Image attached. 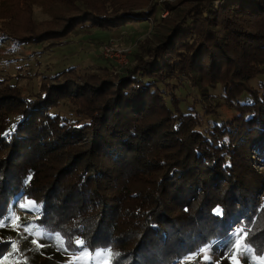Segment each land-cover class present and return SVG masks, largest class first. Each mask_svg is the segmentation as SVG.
Wrapping results in <instances>:
<instances>
[{"label": "trees", "instance_id": "16d2710c", "mask_svg": "<svg viewBox=\"0 0 264 264\" xmlns=\"http://www.w3.org/2000/svg\"><path fill=\"white\" fill-rule=\"evenodd\" d=\"M73 1L69 13L42 23L32 12L46 0L1 1L7 27L0 37L25 45L61 40L80 27L146 26L185 3ZM164 21L170 27L161 43L133 52L132 66L108 62L102 75L67 68L23 98L16 85L0 89V264H48L45 247L30 238L38 231L59 236L67 253L107 250L109 264L116 253L119 264L180 263L205 246L228 245L230 225L258 210V188L238 182L234 167L239 158L264 159V82L253 84L264 79V0L196 2L180 20ZM218 86L235 121L212 124L198 104L185 109L177 93L195 89L202 101ZM63 101L78 118L51 113ZM22 197L39 214L10 225ZM240 231L243 244L264 255L262 232Z\"/></svg>", "mask_w": 264, "mask_h": 264}, {"label": "rangeland", "instance_id": "374dc122", "mask_svg": "<svg viewBox=\"0 0 264 264\" xmlns=\"http://www.w3.org/2000/svg\"><path fill=\"white\" fill-rule=\"evenodd\" d=\"M76 1L75 3H78ZM73 2V0H57V2L55 0H46V3H48L46 6L41 2L34 7L32 18L37 23L54 20L55 17L58 18L64 12L69 13V7ZM184 2V4H177L178 1L175 2L174 9L163 10L161 17L164 20L170 19V21L180 20L190 4L207 2V0H185ZM214 2L218 4V1ZM152 3L153 0H148L149 6ZM7 6L4 5L5 8H8ZM164 20L151 22L150 24L147 23L146 26H143L146 22L141 23L142 25H128L117 30H102L91 26L80 27L68 37L61 40H48L45 43L21 45L15 44L10 39L0 37V89L7 85H16V88L20 91L19 95L23 98L34 94L43 79L48 80L55 72H60L67 68L74 67L76 74L96 72L98 75H102L101 67H105L109 63L116 64L119 69L132 66L136 64L132 60L133 57L131 54L133 52L140 49L146 43L154 45L161 43L163 35L170 27L168 22ZM3 24L7 27L3 21H0L1 30L4 28ZM108 46L116 48V52L126 51V57L120 55V58L127 59L115 60L112 57H106L103 49ZM263 80L262 77H259L253 81V84L255 86H261L264 82ZM49 81L54 82L55 79L51 78ZM93 83L98 84L97 81ZM201 85L203 88L205 87L204 84ZM207 92L210 96L206 100L202 99L200 101L201 99L200 97L198 98L195 89L192 91L187 88H181L177 91L183 100L182 106L188 109L198 104V111L208 115L206 119L208 122L213 124L221 120L233 121L237 116V112L223 98L222 87L218 86L216 89L211 88ZM246 97L243 96L241 101H244ZM200 102L206 105V110ZM51 113L61 114L68 118H78L74 107L68 101H63L58 106L53 107ZM161 117L162 115L160 113L158 118L157 116L156 118H149L150 122L146 125H152L155 120H160ZM84 119L85 117L82 116L80 121L83 122L85 121ZM234 168H236L234 170L235 177H241L240 180H237L238 182L241 184L246 182V185L258 188L259 195L257 196V202L260 204V207L254 215L242 223L243 225L238 224V226L235 223L230 225L235 233L233 234L232 241L228 245L221 243L216 247L205 246L201 251L192 253L186 261L175 264H236V262L238 264H264V255H260L259 257L250 247L245 246L243 244V235L240 231L242 227L247 231L257 229L262 232L259 237H264V231H262L264 229V159L261 156H257L254 162L250 161L249 163V161L239 158L236 159ZM246 173L251 174L246 175ZM253 178L258 181L257 184L251 183V179ZM233 181L236 180L231 179L230 183L226 185L233 187V184H237V182L235 183ZM226 185L222 186L223 192L230 190V187ZM202 200H199V204H197L200 205L203 203L204 200ZM13 208L14 213L9 223L14 226H16L19 217L25 216L30 219H36L40 211L39 205L24 197L18 199L13 204ZM30 238L33 242H37L40 248L43 249L45 247V251L48 252L47 255L49 257L48 264H109L110 262V252L107 250L100 249L95 252L84 250L77 253H67L59 236L45 238L41 231H38L36 233L30 232ZM260 238H257L256 241L258 245L255 244L257 249H260L262 246ZM234 256L235 260L233 259Z\"/></svg>", "mask_w": 264, "mask_h": 264}, {"label": "built area", "instance_id": "2783aa9c", "mask_svg": "<svg viewBox=\"0 0 264 264\" xmlns=\"http://www.w3.org/2000/svg\"><path fill=\"white\" fill-rule=\"evenodd\" d=\"M115 49L116 48H114L113 46L112 47L111 46L105 47L103 49L104 55L106 57H112V59H115V60H126L127 59V58L124 59L123 57L120 58V55H123L124 57H126V55H127L126 51L125 52H120V51L116 52Z\"/></svg>", "mask_w": 264, "mask_h": 264}, {"label": "snow or ice", "instance_id": "6c2138e0", "mask_svg": "<svg viewBox=\"0 0 264 264\" xmlns=\"http://www.w3.org/2000/svg\"><path fill=\"white\" fill-rule=\"evenodd\" d=\"M30 179V178H29ZM215 212H216V214L217 215H220V209L219 208H217L216 210H215ZM78 244H84L85 243V241H78L77 242ZM120 253H116L115 254V260H114V262H113V264H119V257H120ZM233 259L235 260V256L233 257ZM236 264H238V262H236Z\"/></svg>", "mask_w": 264, "mask_h": 264}]
</instances>
